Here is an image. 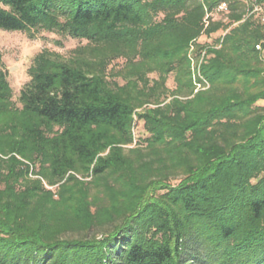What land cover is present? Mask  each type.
I'll list each match as a JSON object with an SVG mask.
<instances>
[{
  "label": "trees",
  "instance_id": "trees-1",
  "mask_svg": "<svg viewBox=\"0 0 264 264\" xmlns=\"http://www.w3.org/2000/svg\"><path fill=\"white\" fill-rule=\"evenodd\" d=\"M263 5L0 0L86 42L0 70V264H264Z\"/></svg>",
  "mask_w": 264,
  "mask_h": 264
},
{
  "label": "rangeland",
  "instance_id": "rangeland-1",
  "mask_svg": "<svg viewBox=\"0 0 264 264\" xmlns=\"http://www.w3.org/2000/svg\"><path fill=\"white\" fill-rule=\"evenodd\" d=\"M261 16L264 17V5ZM220 32L212 34L208 38L197 41L201 45H214V41L220 36ZM85 41L72 39L68 36H61L55 33L39 32L34 36H29L21 32H6L0 30V70L7 75V80L13 94V102L18 103L19 92L28 82L27 70L31 66L32 59L41 51H49L57 54L62 59H69L73 51L85 45ZM258 48V47H257ZM122 61L117 62L121 66ZM155 78V75H150ZM166 86L169 91L175 88L174 75L170 74L167 78ZM264 105V103H261ZM139 129V126L137 127Z\"/></svg>",
  "mask_w": 264,
  "mask_h": 264
},
{
  "label": "built area",
  "instance_id": "built-area-1",
  "mask_svg": "<svg viewBox=\"0 0 264 264\" xmlns=\"http://www.w3.org/2000/svg\"><path fill=\"white\" fill-rule=\"evenodd\" d=\"M218 10L219 11H225L226 10V5L225 4H221L219 7H218ZM252 13H257V15H261V8L258 7V6H255ZM261 17V21L264 23V17L263 16H260ZM200 85H197V88L199 89Z\"/></svg>",
  "mask_w": 264,
  "mask_h": 264
},
{
  "label": "crops",
  "instance_id": "crops-1",
  "mask_svg": "<svg viewBox=\"0 0 264 264\" xmlns=\"http://www.w3.org/2000/svg\"><path fill=\"white\" fill-rule=\"evenodd\" d=\"M200 39H202V38H200ZM200 39H199V40H200Z\"/></svg>",
  "mask_w": 264,
  "mask_h": 264
}]
</instances>
